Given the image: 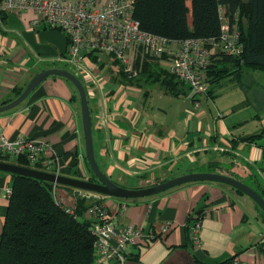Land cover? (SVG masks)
<instances>
[{
	"label": "crops",
	"instance_id": "crops-1",
	"mask_svg": "<svg viewBox=\"0 0 264 264\" xmlns=\"http://www.w3.org/2000/svg\"><path fill=\"white\" fill-rule=\"evenodd\" d=\"M33 15L0 16V105L15 99L42 70L72 69L90 100L97 162L119 185L140 188L212 171L264 189V84L252 83L257 87L248 94L249 85L237 83L246 93L220 101L216 92L224 93L229 78L195 96L187 85L177 84V77L170 78L167 59L136 53V73L126 72L106 53H83L79 65H73L65 60V33L32 27ZM257 74L249 69L243 76L255 80ZM0 132L10 139L46 141L43 157L53 159L48 171L94 177L80 93L66 77H47L21 104L0 113ZM252 134L259 136L244 138ZM12 184L13 175L0 171V235L9 206L6 188ZM58 192L65 205L77 207L80 191L58 186ZM99 200L118 228L152 234L126 243V264H218L235 256L241 264H264V214L250 196L228 184L198 181L149 197L101 195ZM82 217L90 218L87 210ZM199 218L200 242L195 243L192 230ZM166 223L169 229L163 231ZM95 261L107 264L98 262L97 255Z\"/></svg>",
	"mask_w": 264,
	"mask_h": 264
},
{
	"label": "built area",
	"instance_id": "built-area-1",
	"mask_svg": "<svg viewBox=\"0 0 264 264\" xmlns=\"http://www.w3.org/2000/svg\"><path fill=\"white\" fill-rule=\"evenodd\" d=\"M135 0H0V13L32 11L30 24L34 28L58 29L65 33L68 46L65 60L79 65L83 53H106L123 64L126 72L136 73L134 54L141 53L149 59H167L170 69L184 82L195 96L207 94L211 88L209 69L215 54L240 55L244 49L238 18L231 21L221 8L222 31L214 37L171 39L142 29L134 16ZM48 143L42 139L18 137L10 139L0 132V153L22 156L29 163L47 170L52 158H44ZM42 169V168H40ZM54 184L53 194L58 204L76 215V207L64 204V199ZM10 196L12 188H6ZM81 196L91 199L88 215L95 220L96 254L100 263L126 264L127 242L151 238L150 232L136 227H120L111 218L99 200L100 194L81 190ZM201 218L194 224L192 239L200 242ZM169 224L162 230L168 231ZM234 264H241L235 256Z\"/></svg>",
	"mask_w": 264,
	"mask_h": 264
},
{
	"label": "trees",
	"instance_id": "trees-1",
	"mask_svg": "<svg viewBox=\"0 0 264 264\" xmlns=\"http://www.w3.org/2000/svg\"><path fill=\"white\" fill-rule=\"evenodd\" d=\"M221 8L232 22L238 18L244 49L240 55H214L208 72L209 93L214 83L226 78L242 84L246 70L264 73V0H135L134 16L142 29L171 39L217 37L223 24ZM178 80L177 84L184 83ZM258 136L244 138L255 140ZM12 158L0 153V160L28 166L24 157ZM12 175V193L0 235V264H95V220L82 217L90 200L78 196L76 215L70 214L57 203L51 181ZM89 180L96 181L94 177ZM257 187L264 197V189ZM233 260L231 257L218 264H234Z\"/></svg>",
	"mask_w": 264,
	"mask_h": 264
},
{
	"label": "water",
	"instance_id": "water-1",
	"mask_svg": "<svg viewBox=\"0 0 264 264\" xmlns=\"http://www.w3.org/2000/svg\"><path fill=\"white\" fill-rule=\"evenodd\" d=\"M53 75L68 78L74 83L80 93L86 143V156L88 158L90 167L94 175L97 177V180L94 181L89 179L66 176L57 172L32 168L3 160H0V171L8 172L11 174L27 175L37 179L51 181L52 183L70 186L80 190L118 198L149 197L165 192L173 187L190 182H220L228 184L250 196L264 212V197L254 187L236 177L220 172H190L172 177L157 184L140 188H128L116 183L100 168L97 162L93 140V118L90 109V100L87 96V92L83 82L81 81L77 73H75L72 69L51 67L38 72L32 77L28 85L25 87V89L19 96H17L15 99L8 103L0 105V113L11 110L21 104L30 95V93L34 91L47 77Z\"/></svg>",
	"mask_w": 264,
	"mask_h": 264
},
{
	"label": "rangeland",
	"instance_id": "rangeland-1",
	"mask_svg": "<svg viewBox=\"0 0 264 264\" xmlns=\"http://www.w3.org/2000/svg\"><path fill=\"white\" fill-rule=\"evenodd\" d=\"M61 65H63V64H61ZM65 65V64H64ZM65 66H67V67H71L70 65H65ZM257 76H256V79L255 80H252V79H247L245 76H243L242 77V79H241V81H242V84L244 85V84H246V85H249V87H248V94L249 93H251V89L253 88H256L257 86H252L253 84L252 83H255L256 81L257 82H259V83H262V84H264V73H262V72H260V71H257ZM261 75V76H260ZM169 76V75H168ZM171 76V75H170ZM231 83V84H230ZM238 83V81H236L235 79L233 80V79H228V84H227V86L225 87V88H223V94L221 95V90H218L216 93H218L219 95V100L220 101H222V100H225V98L226 99H228V96H230L229 98H232V97H238V95H240V96H243L242 95V92H245V89L242 87V86H236V84ZM235 85V86H234ZM245 85V87L247 88V86ZM213 87V86H212ZM217 89V88H216ZM240 93V94H239ZM246 93V92H245ZM19 96V95H18ZM221 96H223V97H225V98H223V97H221ZM13 158H14V156H13ZM12 158V159H13ZM28 166H30V167H32V168H42V170L43 169H45V168H43L42 166H38V165H36V164H31V163H28L27 164ZM49 170V169H48ZM94 178L97 180V177L96 176H94Z\"/></svg>",
	"mask_w": 264,
	"mask_h": 264
}]
</instances>
